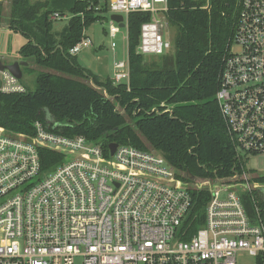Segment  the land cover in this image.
Masks as SVG:
<instances>
[{
    "label": "built area",
    "instance_id": "1",
    "mask_svg": "<svg viewBox=\"0 0 264 264\" xmlns=\"http://www.w3.org/2000/svg\"><path fill=\"white\" fill-rule=\"evenodd\" d=\"M106 2L111 41L121 29L112 14L124 19L126 30L129 13L148 12L136 51L144 57L173 51L162 33L166 0ZM233 15L215 95L234 149L231 174L186 184L151 150L117 145L106 157L84 136H63L41 122L34 123L32 139L0 129V264H239L240 257L264 264V226L256 207L264 203V183L258 181L264 178V0H236ZM70 18L54 13L50 20ZM82 35L69 55L92 46ZM112 69L113 85L128 83V60L115 61ZM26 90L0 71V93ZM42 149L62 157L48 173L41 171ZM201 190L208 193L204 222L191 232L186 222L192 193Z\"/></svg>",
    "mask_w": 264,
    "mask_h": 264
},
{
    "label": "trees",
    "instance_id": "2",
    "mask_svg": "<svg viewBox=\"0 0 264 264\" xmlns=\"http://www.w3.org/2000/svg\"><path fill=\"white\" fill-rule=\"evenodd\" d=\"M166 1L164 16L175 31L173 51L140 55V29L151 20L150 14L129 13V78L127 84L117 85L79 66L68 53L83 31L105 20L106 0H9L5 15L0 4V24L6 20L10 31L27 40L18 55L27 67L45 71L36 75L34 90L0 93V129L14 138L32 139L34 123L41 122L63 136H84L106 157L108 146L115 143L151 150L185 181L188 173L196 180L231 174L234 149L215 95L236 0H210L208 8L207 0ZM54 13L71 16L59 33L53 32ZM155 108L162 113L152 112ZM39 154L44 173L62 159L52 150ZM258 181L264 183V178ZM192 194L195 201L186 222L191 232L204 222L208 201L207 192ZM256 207L264 226V203ZM254 213L248 202L247 214Z\"/></svg>",
    "mask_w": 264,
    "mask_h": 264
},
{
    "label": "rangeland",
    "instance_id": "3",
    "mask_svg": "<svg viewBox=\"0 0 264 264\" xmlns=\"http://www.w3.org/2000/svg\"><path fill=\"white\" fill-rule=\"evenodd\" d=\"M9 0H4L0 3L4 7V15L9 10ZM30 3L43 2L44 0H29ZM208 6V5H206ZM208 8V7H207ZM0 24V57L4 64H12L16 62L20 55H18V49L23 46L27 40L18 33H14L8 29L6 20ZM68 20L53 21V32L59 33L62 28L67 24ZM108 29L107 20L97 21L90 27H88L84 34L89 37L92 46L79 52L76 57L78 65L89 70L95 76H99V79L103 80L107 77H112V66L115 61L127 60V35L125 29H120V33L112 40L115 43V47L111 48L112 41L109 36L106 35ZM162 33L171 42L175 37L174 29L169 26L163 28ZM123 36L126 37L123 39ZM21 58V57H20ZM22 78L21 84L27 90L35 89V78L39 72H45L43 69L34 65L24 67L21 69ZM257 168H261L259 159L254 162ZM195 183L199 184L200 181L191 179L186 181V184ZM239 264H252L253 259L247 257L238 258Z\"/></svg>",
    "mask_w": 264,
    "mask_h": 264
},
{
    "label": "water",
    "instance_id": "4",
    "mask_svg": "<svg viewBox=\"0 0 264 264\" xmlns=\"http://www.w3.org/2000/svg\"><path fill=\"white\" fill-rule=\"evenodd\" d=\"M111 21H115L119 28L121 29H125V24H124V19H122V17L120 15H114L112 14L110 16ZM26 67L27 64L23 61H16V62H13L12 64H4L1 60V57H0V71L1 70H7L8 72H10L12 75H14L17 79H21L22 78V71H21V67ZM117 147V144H110L108 146V152H109V156L112 157L114 154H115V149ZM187 178L188 179H192V175L191 174H187ZM204 191H206L207 189L204 188L203 189Z\"/></svg>",
    "mask_w": 264,
    "mask_h": 264
},
{
    "label": "crops",
    "instance_id": "5",
    "mask_svg": "<svg viewBox=\"0 0 264 264\" xmlns=\"http://www.w3.org/2000/svg\"><path fill=\"white\" fill-rule=\"evenodd\" d=\"M26 43H27V42H26ZM26 43H25V44H26ZM25 44H24V45H25ZM21 47H22V46H21ZM21 47H20V48H21ZM20 48H19V49H20ZM19 49H18V51H19ZM18 51H17V52H18ZM77 57H78V56H77ZM16 61H23V60H22V59L20 58V56H19V58H18ZM23 62H24V61H23ZM25 63H26V62H25ZM10 64H11V63H10ZM26 64H27V63H26ZM27 66H28V65H27ZM27 66H26V67H27ZM22 68H24V67L22 66L21 69H22Z\"/></svg>",
    "mask_w": 264,
    "mask_h": 264
}]
</instances>
